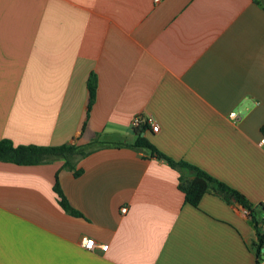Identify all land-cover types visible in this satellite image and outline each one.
Returning a JSON list of instances; mask_svg holds the SVG:
<instances>
[{"label": "crops", "instance_id": "crops-1", "mask_svg": "<svg viewBox=\"0 0 264 264\" xmlns=\"http://www.w3.org/2000/svg\"><path fill=\"white\" fill-rule=\"evenodd\" d=\"M258 1L0 0V140L82 150L72 168L0 161V264H256ZM139 113L159 126L143 132L154 146L237 189L251 211L211 191L185 202L179 171L131 146ZM55 179L80 216L59 206ZM83 237L108 248L84 249Z\"/></svg>", "mask_w": 264, "mask_h": 264}, {"label": "trees", "instance_id": "trees-1", "mask_svg": "<svg viewBox=\"0 0 264 264\" xmlns=\"http://www.w3.org/2000/svg\"><path fill=\"white\" fill-rule=\"evenodd\" d=\"M254 1L259 3L258 0ZM87 89L88 109H90L96 95V76L94 73H90L87 79ZM147 128V125H143L138 129L133 128L137 137L131 146L138 149H144L150 157L163 160L171 168L179 171L177 186L184 194L185 202L196 207L202 195L211 191L221 196L224 200L234 201L244 209L251 211V203L237 189L191 163L184 160H175L161 152L143 135V132ZM262 130L264 132V125ZM80 152L82 153V150L79 149V146L71 143H64L61 145H14L9 139L0 140V161L11 162L18 165L38 164L48 161L54 157H63L64 166L72 168L70 159L76 153ZM74 173L77 175L78 171H75ZM53 190L57 195L59 206L65 212L74 216L81 215L69 204L56 179ZM253 225L257 234V242L253 245V250L256 255V263H258L262 259L261 252L263 248V240L260 234L259 225L257 223H253Z\"/></svg>", "mask_w": 264, "mask_h": 264}, {"label": "built area", "instance_id": "built-area-1", "mask_svg": "<svg viewBox=\"0 0 264 264\" xmlns=\"http://www.w3.org/2000/svg\"><path fill=\"white\" fill-rule=\"evenodd\" d=\"M228 117L234 121L238 119V115L235 112H230L228 114ZM130 124L135 129H138L143 125H147L148 127L147 129L150 130L151 132H157L159 130L158 124L154 121V119L151 116L142 115L140 113L135 114L131 118ZM258 144L262 149H264V132L262 133L258 141ZM125 211H126V207H122L121 212L124 213ZM259 230L263 240V251H264V218L259 224ZM81 245L84 249L92 250L99 255L103 254L108 248V244H97L92 237H83L81 240ZM256 264H264V256Z\"/></svg>", "mask_w": 264, "mask_h": 264}]
</instances>
